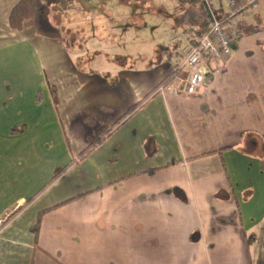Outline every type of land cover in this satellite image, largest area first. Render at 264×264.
<instances>
[{
  "label": "crops",
  "instance_id": "0c3cea01",
  "mask_svg": "<svg viewBox=\"0 0 264 264\" xmlns=\"http://www.w3.org/2000/svg\"><path fill=\"white\" fill-rule=\"evenodd\" d=\"M18 2L0 0V264H255L264 249V0H239L232 56L200 93L157 92L77 162L177 69L182 43L171 52L151 41L144 21L132 41L168 58L85 71L68 43L38 35L32 21L11 28ZM184 3L179 36L205 32L226 6ZM96 23L98 36H116L101 15Z\"/></svg>",
  "mask_w": 264,
  "mask_h": 264
},
{
  "label": "rangeland",
  "instance_id": "374dc122",
  "mask_svg": "<svg viewBox=\"0 0 264 264\" xmlns=\"http://www.w3.org/2000/svg\"><path fill=\"white\" fill-rule=\"evenodd\" d=\"M110 1L76 0L67 12H61L55 4L46 9L52 23L62 32L60 40L69 44L71 55L83 70L112 74L126 58L135 67L147 66L154 58H168L171 53L167 50L157 52L155 47H142L138 40L132 41L138 33L137 26L144 21L148 24L144 33L153 38L151 41L167 44L171 52L179 47L171 40L181 35L184 28L181 16L189 7L184 0H148L151 6L147 7L145 0H120L119 3L115 0L113 5ZM97 15L115 33L114 38L97 35ZM124 31L126 35L122 37ZM254 254L255 264H264V249Z\"/></svg>",
  "mask_w": 264,
  "mask_h": 264
},
{
  "label": "built area",
  "instance_id": "2783aa9c",
  "mask_svg": "<svg viewBox=\"0 0 264 264\" xmlns=\"http://www.w3.org/2000/svg\"><path fill=\"white\" fill-rule=\"evenodd\" d=\"M201 1L210 6L218 0ZM238 2L239 0H226L224 10L214 11L210 27L201 35L187 34L173 38L174 43H182L178 74L171 84L161 85L158 92L197 95L206 87L208 77L225 67L233 53L229 20L237 13Z\"/></svg>",
  "mask_w": 264,
  "mask_h": 264
},
{
  "label": "trees",
  "instance_id": "16d2710c",
  "mask_svg": "<svg viewBox=\"0 0 264 264\" xmlns=\"http://www.w3.org/2000/svg\"><path fill=\"white\" fill-rule=\"evenodd\" d=\"M75 1L76 0H20V2H18V4L13 8V10L11 12L10 19H9L10 26L14 30L21 31V30H23L24 25L27 21H32L35 25L36 33L38 35L43 36V37H47V38H51V39H61V37H62L61 36V33H62L61 30L52 23V21L50 20L48 14L46 12V9L49 5L55 4L58 6V8L61 12H67L73 8ZM214 11L216 12V10H214ZM202 33L203 32L197 33L195 35L198 36V35H201ZM177 74H178V71L176 69L173 73H171L169 76H167L160 83V85H158L155 89H153L145 97V99L143 101L132 106L128 110V112L125 115H123L120 119H118V121H116L111 127L107 128L100 135H98L96 137V139L78 155L77 158L73 159L72 162L84 160L87 156H89L92 152H94L97 148H99L107 139H109L111 137L113 131L117 128V126L121 122H123L132 112H134L135 110H137L138 108L143 106V104L148 99L153 97L158 92L159 87L161 85L166 86V85L171 84L175 80ZM50 88H51V94L53 97L54 104L56 107H58V91H57V88L53 85H50ZM41 101H42V97L40 94H38L37 102L41 103ZM25 129H26V126L15 127L11 130V134H19V133L23 132ZM70 165L71 164H68L64 167H58L55 170L53 179L50 183L56 181L60 176H62L67 171V169L69 168ZM155 172H156V169H152V170L146 171L145 173L154 174ZM83 196L84 195L76 196L72 199H69L65 203L72 202V201L79 199ZM31 201H32V199L27 201V203H30ZM65 203H62L60 205H63ZM57 206H59V205H57ZM50 210L51 209H46V210L40 212L36 225L32 227V231L35 234L36 241L38 240V233H39V229L41 226L42 217L44 216V214L46 212H48Z\"/></svg>",
  "mask_w": 264,
  "mask_h": 264
}]
</instances>
